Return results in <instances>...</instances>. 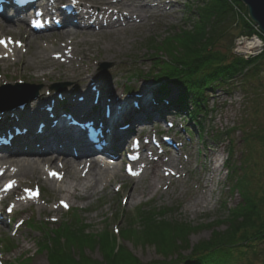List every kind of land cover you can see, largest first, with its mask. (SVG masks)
<instances>
[{
	"label": "rangeland",
	"instance_id": "1",
	"mask_svg": "<svg viewBox=\"0 0 264 264\" xmlns=\"http://www.w3.org/2000/svg\"><path fill=\"white\" fill-rule=\"evenodd\" d=\"M106 1L110 0H86L84 2L87 3V6H91V4L95 3L104 4ZM153 1V3H157L165 0ZM192 1L167 0L165 4H169L167 6L169 7V12L164 13L163 4H160L161 7L159 9L162 11L152 17H148L145 22L136 21L134 27H127L123 23V25L117 27L119 29L118 33L113 32L111 28L103 30V33L94 28V32L98 31V33H96L95 37L91 36L89 39L96 40L95 49L98 54L97 59L90 62L91 72L101 79L104 78L105 82L108 80L109 85L115 87L119 92L123 88L125 90L130 88L141 90L143 93L144 89H150L144 96V100L139 102L140 107L143 103L148 104L149 98L154 96L155 90L159 85L151 81L150 77H148L149 79L145 77L147 74L151 75L150 70L153 63V60H150L147 42L151 39L163 37L172 29L190 24L187 19L190 17L188 6H190ZM64 3L67 4V1ZM230 3L233 23L231 26L229 22L224 25L227 28L225 37L219 44L221 51L231 49L234 38L240 34L238 30L239 24L236 23V19H238L236 12L241 17L247 16V9L243 3L242 5L235 2ZM106 8L109 11V9H112V5H106ZM151 10L156 9L153 8ZM123 11L122 8L121 12ZM133 17L134 14L132 15ZM254 27L251 26L248 30L263 38L264 35L260 34L258 27ZM21 30L24 35L17 36L14 32L9 34L18 40H26L22 49H20L22 52L19 50L18 55L22 56V60L25 62H29L30 54L35 48L32 44H29V40L32 36L40 33H31L25 26H22ZM57 34L54 33L56 37ZM0 35H5V32H0ZM115 35L117 37L116 40L114 39ZM254 38L252 37L251 40ZM238 40L241 39H237L234 42L235 45L238 47L244 46L240 45L244 41L238 42ZM64 41L62 39L58 42L46 43L44 46L49 51L46 53L48 57L51 58L53 54L59 53L57 51ZM89 41L78 43L74 54L79 57V52L84 51L88 47L87 42ZM65 46L66 52L73 48L71 47L72 45ZM263 51L264 48L255 57L259 56ZM1 53L2 51H0V55ZM250 56L252 58L254 55ZM17 60L18 56H14V60L0 59V92L4 91L1 88H7L6 86H12L14 91H20V93L25 92V89H27L26 96H30V99L38 96L41 91L54 93V89L57 88L60 89V92H64L71 87L72 80L56 77L57 73H63L68 69L66 61L60 63L55 61L56 67L53 69L51 67L54 72L51 80L45 82L42 78H39L35 81L31 80L32 83L26 82L24 84L23 81H19L16 73L20 70L27 72L28 69L21 67ZM45 72L49 71L45 70ZM37 73L39 72L27 74L35 76ZM3 75H6V77L14 76L15 80L7 82L2 79ZM249 76L252 77L250 78ZM222 86L224 87L220 86L213 91L205 93L206 114L197 118L199 124L193 125L191 123L193 125L192 128L187 127V130L191 133V138H188L182 129V126H188L186 124L188 118L183 116L174 117L171 113L170 115L165 114L159 119L153 118L150 124L145 123L141 127L137 126L138 128L129 135L130 138L131 135L139 133L138 130L140 128L149 131L154 126H157V129L163 132L168 127L167 123L171 122L173 129L170 133H174V136L178 138V144H183L182 150L176 153L179 157L178 162L174 161L175 167H180L178 173L169 179L168 176L165 177L163 175L162 171L170 167L167 164L160 166L156 174L162 181L158 185L157 190L154 191V189L150 188L148 193H144L140 197V200L130 202L128 194L135 187L137 189H145L150 179L149 175H146L145 172V176L137 184L133 185L138 179L126 176L121 165L118 176H114L109 185H105L103 190H100V183L97 184V193L85 199H78L67 193L60 195L52 192L50 190L52 183L45 182L43 179L46 175L45 167L42 168L43 165L40 166L37 176L29 178L15 176L21 185L32 186V184L37 183L42 193L36 202L25 207L23 214L14 212L15 216L12 224L8 225L5 223L0 225V240L3 239L7 242L9 240L12 244L10 250L0 249V264H48L46 251H37V244L42 241L45 228L47 229L49 228L48 226L53 225H48L49 223L58 224L60 221L71 219L72 215H75L79 220L83 219L86 224H89V231L91 232L97 233L101 230H108L110 234L116 237L120 246L127 249L143 263L161 259L160 254H157L152 245L134 244L135 242L132 240H123L120 236L121 230L128 225L132 226L133 220L139 213L138 210L152 209L154 214H158L157 217L159 218L186 222L190 226L196 227V230L192 231L188 236V246H192L200 240L207 239L212 231L211 227L214 226L216 230L224 229V224H220V221L225 220L229 210L235 208L242 199L238 180L245 181L246 186L244 185L245 188L243 186L242 192L247 191L249 192L248 194L255 197L258 210L261 212V219H264V142H260V138L264 136V61L259 66L258 71H248L246 76H236ZM168 87L172 90L171 97L174 96L177 90H174L172 85H168ZM122 96L131 95L123 94ZM7 102L10 105L15 101L12 102L10 100V102ZM130 107H133L132 101H130ZM155 108L158 109L159 106L154 105L152 101L150 110L154 111L156 110ZM23 109L21 110L22 112ZM7 111L9 112H6V115L10 116L13 110L9 109ZM136 111H140V109ZM0 116H2V113ZM123 122L120 121L121 124ZM230 129L231 131H229ZM20 141L21 139H18L14 144L20 143ZM209 149H214L215 152L216 150L219 151L215 153V163L217 165H219L220 159H225L224 166L222 168L219 167L217 173L202 172L201 166H204L205 162L212 157V152ZM156 152H159V149L155 150ZM189 153H191V156ZM205 154L208 157H205ZM30 157L35 158L32 155ZM166 157L167 155H161L163 161H168ZM187 161H189V164H186ZM116 166L118 167V165ZM227 166L235 170L231 176L225 170ZM50 167L57 168V163L50 164ZM182 167H184L186 173ZM12 169L14 170V167ZM192 169L195 171L194 173L191 172ZM9 172H11V169ZM200 175H204L205 179H199ZM87 178L86 180H91L90 176ZM195 178H197L196 181L194 180ZM206 180L207 187H202L201 184ZM67 181L68 179H63L58 184L70 190ZM89 183L90 181H87L85 184L88 185ZM200 195L207 197L208 202L203 207H190L189 203H192V200ZM61 198L68 202V210L60 208L58 202ZM153 211H151L152 214ZM18 219L23 220V223L14 233L12 226ZM136 225L133 227L139 228ZM84 252L91 259L100 260L102 258L97 248L94 250L86 249ZM188 252L189 249L182 253L186 255ZM237 259L238 262L236 261V264H262L264 261V239L257 241L252 247L246 249L245 255Z\"/></svg>",
	"mask_w": 264,
	"mask_h": 264
},
{
	"label": "bare ground",
	"instance_id": "2",
	"mask_svg": "<svg viewBox=\"0 0 264 264\" xmlns=\"http://www.w3.org/2000/svg\"><path fill=\"white\" fill-rule=\"evenodd\" d=\"M40 1L42 4H47V2L49 1L52 9H54V5L56 3L63 2V0H43V2L42 0H34L33 4H37ZM84 1L86 0H78L77 4H74V7L77 6L78 8H74V11L71 14L64 16L62 19H59L62 23V28H60L59 30L49 28L48 30L50 32L40 33L39 35L31 37V39L29 40V44H32V46H34L35 48L34 51L30 54L29 62H25L24 60H22V56L18 55L19 50L22 49V44L25 43L26 40L19 39L18 41L17 38H13L12 35L9 34L10 32H14L17 34V36H20L22 34L24 35V33L21 32V27L25 26L24 21L19 19L12 21L11 19V21L7 24H1L0 22V32H5V35H0V38L10 37L12 41H18L17 46H10L6 43H0V50L3 53L11 50V53L8 54L9 60H14V56H18L17 63L24 69H28L27 72L20 70L16 73V76H18L17 78L20 82L23 81L24 84L26 82L32 83L31 80L35 81L39 78H42L45 82L51 80V77L54 75L51 67L52 69L56 67L55 61L59 63L66 61L68 67V69L63 73H57L56 77H62L63 79L72 80L71 87L66 89L64 92L51 93L41 91L38 96L31 97L30 99V96H26L27 89H25V92L20 93V91H14V87L12 86L1 88V90L4 91L0 92V106L9 105L7 101L10 102V100L14 102L22 100L26 97L27 98L20 105L10 108L13 110L10 116L6 115V112H9L7 111L9 109L5 110V112L0 111V114L2 113L4 121L7 120L11 124L9 125L10 127L26 129V132L22 136H18V138L21 139L20 143L13 144L9 147H0V153H2L1 156L4 155V157L0 158V168L5 165L4 167L7 171L10 167H16L15 172L12 176L29 178L37 176L38 170L40 169L41 165H43V168L44 165H49L50 167V164L57 163V167L60 169V171H62L61 177L66 180L68 179L67 185L70 190L67 189V187L63 188L59 186L58 180L51 179L47 176L43 179L45 180V182L52 183L50 187V190L52 192L60 195L67 193L70 196L78 199L89 198L96 194L98 191L97 184L99 183L101 186L100 190H103L105 185L110 184V181L114 178V176H118L119 169L115 166L104 167V164H101V161L96 159V157L98 156H96L95 153L97 152L92 149L91 144L83 143L84 135L82 131H79L77 129L79 128V126L76 124L77 118L92 120L94 122L95 117V121L97 123H100L99 128L101 130V134L105 136L107 140V145L103 148V151L107 153H114L116 152L112 147L114 140L120 139L122 145L123 143L124 145H126L127 140L129 139V135L136 128H138V125H141L143 122H145L147 120V117L153 114V111L150 110L151 98H149L148 104L143 103L141 105L140 111H136V107H130V101H132L133 104L136 100L135 97L132 96V98L131 96H122L125 88H123L122 91L119 92L115 87L109 85L108 80L107 82H105L104 78L101 79L100 77L96 76L95 73L91 72L90 62L97 59L98 52L96 53L97 50L95 49L96 40H91L89 39V37H95L98 31H102L103 33V30H106L108 28H111L113 32L118 33L119 29H117V27L123 25V22L127 27H134V25H136V21L145 22L148 17H152L158 12L162 11L161 9H159V7H161L160 4H163L164 13L169 12V7H167L169 4H165L167 0L162 2L159 1L160 3H153V0H136L137 3L134 2V0H110L106 1L104 4H91L90 8L93 10V12H95V10H98V12L94 15L90 10L87 9V3H85ZM109 4L112 5V11L110 14L119 12L123 8L124 11L121 12V20H112L111 18H109L110 14L107 11L108 9L105 7V5ZM79 6H83L84 9L82 11L79 10ZM153 8L156 10H151ZM20 11L24 10L22 9ZM98 14H100L102 18H99ZM133 14L136 19L138 18V20H136L134 17L132 18ZM44 15L49 16V12L45 11ZM2 16L4 17L7 15H0V20L3 19ZM103 17L107 19V21H105V24H103ZM91 20H94V22L96 21L95 25L97 27L95 29H97L98 31L94 32L93 24L89 23V21ZM54 33H58L57 37L54 35ZM62 39H64L65 41L57 51L61 54L56 53L55 55H52L54 59L52 58V56L51 58L48 57V55L46 54L48 49L44 45L46 43L58 42ZM114 39H117L116 35ZM86 41H89L87 42L88 47H86L84 51H80L78 57V55L74 54V52L76 51L75 48L78 43H84ZM65 45H72L71 47L73 48L66 52ZM258 46L259 42L255 39L248 40L243 51L247 52L248 50H252ZM71 55H73V57H71ZM45 70L49 72H45ZM30 72L39 73H37L35 76H31L27 74ZM2 79L6 80L7 82H12L15 80L14 76L6 77V75H3ZM54 79L57 80L56 78ZM175 88L176 87H174V90ZM139 91L142 94L140 96V99H137L138 101H143L144 96L148 93V91H150V89H144V93L141 90ZM169 92L171 93L172 90L169 89ZM58 96H60L62 99ZM60 100H64L70 103L69 109H67V111L72 114V118L70 115H61V110L63 109L59 106ZM163 100L166 101L165 98ZM52 108L57 109L60 113L56 118L53 119L56 120V123L54 125H51L49 123L50 118H48L47 116L49 110ZM90 108L95 109V115L89 113L83 114V111H85V109ZM22 109L23 112L21 111ZM106 109L108 110L107 117L104 115ZM120 121H128L127 128L123 129ZM0 125L2 126V128L0 129L1 134L10 133L9 127L4 125L3 121L1 120ZM39 128L43 130H39ZM74 133L76 137L75 139L72 135ZM73 149L77 153L76 158H74L70 153V150ZM209 150L210 152H212V157L214 158L211 157L208 161L205 162L204 166H201L202 172L204 171L208 173H217L220 166L215 163V153L219 151L216 150L215 152L214 149ZM85 151L89 153L88 155L90 156H87L84 153ZM30 155L35 156V158L30 157ZM144 155H146V161L151 164V166L146 168V170L152 169V171L150 172L146 171V175L148 174L150 179L145 189H137L135 187L129 192L128 200H130V202L140 200V197L144 193H148V190L150 188L156 191L158 185L162 181V179L159 178L156 174L158 168L165 164H167L168 167H171L170 165H173L175 167L174 161L176 160L178 162L179 160V157L176 153L172 156L169 155L168 158H170L168 159V161H163V159L158 156L155 158L151 157L154 155L153 152L150 151L145 152ZM189 155L191 156V153H189ZM205 157H208L207 154H205ZM87 162L88 164L86 165ZM186 164H189V161H187ZM51 169L55 170L56 168H46L45 172L47 173ZM177 169L179 171L180 167ZM182 169L186 173L184 167H182ZM191 172L194 173L195 171L192 169ZM143 173V176H139L138 180L135 181L133 185L137 184L145 176V172ZM89 176L91 177V180H93L92 182L91 180H86ZM203 176L204 175H200L199 179L202 178L203 180ZM194 180L196 181L197 178H195ZM87 181H90L88 185L85 184ZM206 182L207 180L204 181L203 184H201L202 187H207ZM61 199L64 200V198ZM207 202L208 198L204 195H200L195 197L192 200V203L189 204L190 207L195 208L196 206L203 207ZM17 205L20 206L21 203H18ZM49 211L51 212V210Z\"/></svg>",
	"mask_w": 264,
	"mask_h": 264
},
{
	"label": "trees",
	"instance_id": "3",
	"mask_svg": "<svg viewBox=\"0 0 264 264\" xmlns=\"http://www.w3.org/2000/svg\"><path fill=\"white\" fill-rule=\"evenodd\" d=\"M229 1L242 5L238 0H193L188 6L190 24L147 42L153 63L151 75L145 77H150L159 85L156 90L158 102L167 98L169 109L188 116V122L194 125L199 124L197 118L200 115L206 114V92L224 87L222 85L232 78L246 76L248 71H258L264 61V51L257 57L243 59L234 56L230 49L220 50L219 44L227 28L224 25L229 22L231 26L233 23ZM236 23L239 24V35L251 33L248 29L252 22L248 15L239 16ZM168 85L176 87L172 97ZM260 142H264V136ZM226 172L231 176L235 170L227 166ZM238 184L242 199L229 210L225 220L220 221L224 229L211 227L209 237L192 246H188V236L196 227L186 222L159 218L152 209L138 210L132 226L121 230L120 236L123 240H132L134 244L152 245L161 259L141 262L120 246L108 230L91 232L90 225L75 215L58 224L49 223L51 226L45 228L37 251H46L48 264H236L237 258L245 255L246 249L264 239V219H261L257 200L249 192H242L245 181L238 180ZM135 224L139 228L133 227ZM2 245L6 251L12 247L9 240ZM95 248L101 254L100 260L91 259L84 252ZM188 249L189 252L184 255L182 252Z\"/></svg>",
	"mask_w": 264,
	"mask_h": 264
},
{
	"label": "built area",
	"instance_id": "4",
	"mask_svg": "<svg viewBox=\"0 0 264 264\" xmlns=\"http://www.w3.org/2000/svg\"><path fill=\"white\" fill-rule=\"evenodd\" d=\"M237 14H238V17L240 16L239 15V13L238 12H236ZM249 24H251L250 25V27L251 26H255L256 28H257V26L255 25V24H253V23H249ZM254 27V28H255ZM258 29V28H257ZM259 30V29H258ZM260 32V31H259ZM262 35V34H261ZM252 37H255L254 39L256 40V41H258L259 42V46L258 47H256V48H254V49H252V50H248L247 52L246 51H243L244 50V47L246 46V43L248 42V40L250 39L251 40V38ZM263 37V36H262ZM241 39V40H238V42H240V41H244V42H242V44H240V45H244V46H237V45H235V41L237 40V39ZM264 38V37H263ZM263 38H260L259 37V35H256V33H254V32H251L249 35H238V37H235L234 38V41H233V45H232V47H231V53L233 54V55H236V56H242L243 58H248V57H251L250 55H257L258 54V52H260V51H262V49L264 48V39ZM244 43V44H243ZM243 48V49H242Z\"/></svg>",
	"mask_w": 264,
	"mask_h": 264
},
{
	"label": "water",
	"instance_id": "5",
	"mask_svg": "<svg viewBox=\"0 0 264 264\" xmlns=\"http://www.w3.org/2000/svg\"><path fill=\"white\" fill-rule=\"evenodd\" d=\"M247 9V15L264 35V0H238Z\"/></svg>",
	"mask_w": 264,
	"mask_h": 264
},
{
	"label": "snow or ice",
	"instance_id": "6",
	"mask_svg": "<svg viewBox=\"0 0 264 264\" xmlns=\"http://www.w3.org/2000/svg\"><path fill=\"white\" fill-rule=\"evenodd\" d=\"M3 41H0V43H2Z\"/></svg>",
	"mask_w": 264,
	"mask_h": 264
}]
</instances>
